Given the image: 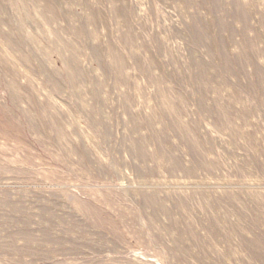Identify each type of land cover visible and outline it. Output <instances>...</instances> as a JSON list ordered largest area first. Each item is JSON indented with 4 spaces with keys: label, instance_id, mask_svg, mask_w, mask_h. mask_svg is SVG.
<instances>
[{
    "label": "rangeland",
    "instance_id": "rangeland-1",
    "mask_svg": "<svg viewBox=\"0 0 264 264\" xmlns=\"http://www.w3.org/2000/svg\"><path fill=\"white\" fill-rule=\"evenodd\" d=\"M0 264H264V0H0Z\"/></svg>",
    "mask_w": 264,
    "mask_h": 264
}]
</instances>
